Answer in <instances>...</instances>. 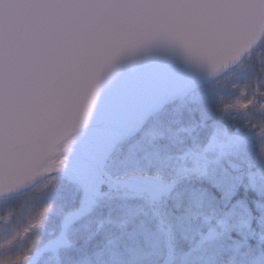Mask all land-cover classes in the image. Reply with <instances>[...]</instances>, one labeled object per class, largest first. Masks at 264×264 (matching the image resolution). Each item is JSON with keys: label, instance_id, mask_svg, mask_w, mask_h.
Segmentation results:
<instances>
[{"label": "snow or ice", "instance_id": "1", "mask_svg": "<svg viewBox=\"0 0 264 264\" xmlns=\"http://www.w3.org/2000/svg\"><path fill=\"white\" fill-rule=\"evenodd\" d=\"M157 41L215 71L236 47L264 43V0H0V182L58 169L101 77ZM261 75L225 111L264 119Z\"/></svg>", "mask_w": 264, "mask_h": 264}, {"label": "trees", "instance_id": "2", "mask_svg": "<svg viewBox=\"0 0 264 264\" xmlns=\"http://www.w3.org/2000/svg\"><path fill=\"white\" fill-rule=\"evenodd\" d=\"M255 54L260 57L250 62L252 64L249 74L247 73L244 79L240 78L242 80L238 79L227 87H217L218 89H213L211 95L201 96L199 101L189 98L183 107L177 105V110L173 103L162 113L154 116L153 118L160 117L162 124L159 125L156 137L149 142L147 148L144 150L136 148L126 152L131 140L122 143L118 149L123 148L125 152L122 156L123 164L113 169L108 168V163L99 164L96 173L100 181L94 183L95 186L85 178L81 179V187L64 178H60L56 183L52 181L51 189L64 191L58 196L63 213L56 218L55 224L59 226L63 223L66 236L74 234L79 241L85 242L102 231V234L119 235L123 225L132 224L131 214L141 206L145 208V213L149 211L151 216L152 212H156L155 209L164 208L166 203L167 210H174V198L158 187L154 186L153 190L160 191L159 200L152 198L150 201L143 193L129 189L127 191L124 182L136 176L137 180L169 185L173 188V193H182L185 196L182 205L184 210L188 207L194 211L199 209L195 212L197 218L190 229L179 228L169 232L163 224L164 221L160 219L161 223L156 226L162 232L160 237L163 238V254L158 259L156 256L149 258L146 264H179L180 253L195 251L200 247L198 242L201 240L212 243L202 248L201 260L196 264H241V256L248 248H256L258 252L264 251V225L261 223L264 190L254 188L250 184L249 172L246 171L248 163L254 164L256 156L264 154V133L260 130L264 127V119L253 117L250 120L245 112L235 107L225 111L226 106L233 104L236 99H247L245 92L251 94L256 69L262 73L259 83L260 87L264 88V43ZM221 81L222 79L215 83ZM252 123L256 126L253 127ZM218 130L237 138L228 147V151L233 150V153L236 151L234 153L236 156L231 160L239 167L238 171L242 169L239 173H243L241 180L227 178V183L222 185H218L216 180L208 179L206 176L208 173H201L190 167L192 163L201 160V157L209 158L210 151L211 161L219 158L217 151H212L211 148ZM239 135L244 139L242 140ZM245 139L247 141H244ZM235 144L240 145L238 150L233 149ZM118 157L117 153H114L112 161L118 160ZM226 167L231 169L229 166ZM238 171L230 172L232 175H240ZM143 212L133 215L140 216L134 219L133 224L142 220ZM173 214L180 218L188 216L186 210L180 213L175 211ZM244 215L251 217L250 231L244 234L227 228L226 221L233 222ZM46 221L47 225L50 224V219L46 218ZM202 226L208 228L202 229ZM136 239L140 247L144 248L145 243L141 234L134 240ZM242 242L241 247L239 245L237 249L231 248ZM46 251H42V254ZM20 255L25 254L21 251ZM249 261L248 259L247 264ZM26 262H31L30 257L13 261V264Z\"/></svg>", "mask_w": 264, "mask_h": 264}, {"label": "rangeland", "instance_id": "3", "mask_svg": "<svg viewBox=\"0 0 264 264\" xmlns=\"http://www.w3.org/2000/svg\"><path fill=\"white\" fill-rule=\"evenodd\" d=\"M259 57L256 54L252 55L244 62L246 65L242 64L233 72L227 74L222 78L221 82L211 83L194 90L177 101L167 104L157 115L173 103H175V107L177 105H182L181 107H183L189 98L194 101H199L201 96L211 95L214 92L213 89H218L217 87H227L240 78L244 79L249 74L250 64H252L250 62L254 61V59L258 60ZM160 124H162L160 117L150 119L144 129L135 136L137 138H129L123 141L122 143L131 140L129 143L127 142L126 152L136 148H142V150L147 148L149 142L156 137ZM241 138L242 140L244 139V137ZM235 139L237 138L228 135L225 131L218 130L211 148L212 151H217L216 154L219 155V158H216L214 162L211 161L210 151L209 158L201 157V160L199 159L196 163H192L190 167L196 171H201V173H208L206 175L208 179L216 180L218 185L226 184L227 178L241 180L243 173L239 172L242 169L238 171L239 167L231 160L236 156L234 154L236 151L234 153L233 150L228 151V147H230ZM244 141H247V139ZM120 145L118 147L113 146L110 151L106 145L99 143H91L83 152L73 147L70 148L69 154L62 155L63 165L70 170L68 174L66 173V179L81 187V179L85 178L90 184L93 182V186H95L94 183L100 181V177L96 173V165L108 163V168L113 169L115 166L123 164L122 156L125 152L123 148L118 149ZM239 148V144L233 145L234 150H238ZM114 153H117L119 157L118 160L115 159L112 161ZM226 166H229L231 169H228ZM230 171H234L235 173L238 171L240 175H232ZM246 171L249 172L250 184L254 188L258 187L260 190H264V154H258L254 164L248 163V169ZM136 178V176L130 177L124 182L127 191L128 189L132 191L136 190L143 193L150 201L152 198L159 200L161 197L159 196L160 191L153 190L154 186L158 187L174 198V210H167L168 205L166 203L164 208L159 207L155 209L156 212H152L151 216L148 213L149 211L145 213V208L143 209L141 206V208L135 209L132 212V217H130L132 224L128 223L125 226L123 225L119 235L116 233L102 234V231L98 232V235L88 238L85 242L79 241L74 234H68L66 236L67 232L63 223L57 226L54 222L63 213L62 206L57 204V202L58 196L64 191L51 189L53 188L52 181L56 183L59 181V178H50L25 194L0 202V264H13V261H17L15 259L16 257L24 256H27V258L30 257L31 260L30 263L26 262L25 264H146L147 260L151 257L156 256V259H158L163 254L162 248L164 246L163 238L160 237L162 232L156 226V224L159 225L161 223L160 219L165 222L163 224L169 232L179 230V228L183 230L190 229L193 221L197 218L195 212L199 209L194 211L193 208H185L188 216L185 215L184 218H180L173 213L175 211L176 213L185 211L182 206L185 196L182 193H173V188L169 185H161L157 182L150 184L143 180H137ZM188 200L192 202L190 198ZM45 209L46 211H44ZM139 212H143L141 214L142 220L133 224L134 219L140 217L133 215H138ZM41 213L43 214L41 215ZM261 214L263 216L261 223L264 225V209H262ZM46 218L50 219V224L48 225ZM37 221H39L38 225H36ZM250 221L251 217H245L244 215L240 219L233 220V222L226 221V226L229 230H237L245 234L250 231ZM201 228L205 229L208 226H202ZM139 234H141V238L143 237L142 241L145 243L144 248L140 247L137 239L134 240L139 237ZM155 234L157 236H154ZM169 242L172 243L170 240ZM165 243L167 244V241ZM177 243L180 242L177 241ZM198 243L200 247H197L195 251L180 253L181 259L179 264H196L200 262L202 248L208 247L212 242H204L201 240ZM241 244L243 242L236 243L231 248L237 249L239 245L241 247ZM45 250L47 251L42 254V251ZM21 251L25 255L21 256ZM248 259L250 260L249 264H264V251L258 252L256 248H248L246 253L241 256L240 263L247 264Z\"/></svg>", "mask_w": 264, "mask_h": 264}, {"label": "water", "instance_id": "4", "mask_svg": "<svg viewBox=\"0 0 264 264\" xmlns=\"http://www.w3.org/2000/svg\"><path fill=\"white\" fill-rule=\"evenodd\" d=\"M260 45L236 47L227 59L219 61L215 71L189 61L180 48L162 41L125 51L101 77L86 121L72 132L61 156L69 154L72 147L83 152L91 143L106 145L110 151L123 139L138 134L167 104L237 68ZM69 171L64 165L51 172L42 166L14 187L6 188L0 182V201L34 188L48 176Z\"/></svg>", "mask_w": 264, "mask_h": 264}]
</instances>
